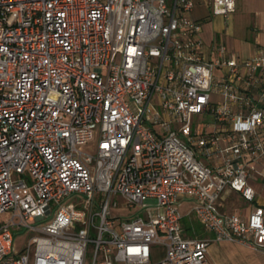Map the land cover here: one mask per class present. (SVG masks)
Here are the masks:
<instances>
[{
    "label": "built area",
    "instance_id": "2783aa9c",
    "mask_svg": "<svg viewBox=\"0 0 264 264\" xmlns=\"http://www.w3.org/2000/svg\"><path fill=\"white\" fill-rule=\"evenodd\" d=\"M195 4L0 0V264H210L213 242L264 254L250 184L264 187V45L206 43Z\"/></svg>",
    "mask_w": 264,
    "mask_h": 264
},
{
    "label": "rangeland",
    "instance_id": "374dc122",
    "mask_svg": "<svg viewBox=\"0 0 264 264\" xmlns=\"http://www.w3.org/2000/svg\"><path fill=\"white\" fill-rule=\"evenodd\" d=\"M196 4L192 11V16L197 19L206 20L202 25V37L206 43L211 41H222L230 51H234L240 56L250 55L255 47V35L264 37V0H236L235 10L228 14L227 19L223 15H212L208 1L195 0ZM264 40V38H262ZM257 43V42H256ZM264 45V42L260 43ZM97 134L95 137L79 145V149L88 154H95L97 150ZM250 184L257 190V199L264 201V187L260 182L250 181ZM235 205L232 210L239 214L247 215L250 211L251 203L246 202L236 196ZM7 215L3 213L0 219L5 220ZM191 221H194L191 218ZM195 222H197L195 220ZM201 226V225H200ZM201 228H203L201 226ZM204 230V228H203ZM205 231V230H204ZM22 237L29 236V232H23ZM228 251V250H227ZM235 256L225 255L222 259L224 264H264V254L251 250L250 248L234 243L231 250ZM222 255L220 245L212 243L209 248V258L212 263L219 261Z\"/></svg>",
    "mask_w": 264,
    "mask_h": 264
},
{
    "label": "crops",
    "instance_id": "0c3cea01",
    "mask_svg": "<svg viewBox=\"0 0 264 264\" xmlns=\"http://www.w3.org/2000/svg\"><path fill=\"white\" fill-rule=\"evenodd\" d=\"M225 18V17H224ZM225 19H227V18H225ZM206 20H204V22H205ZM262 38H264V37H262L261 35H259V34H257V35H255V46H256V44L257 43H262V42H264V40H262ZM257 42V43H256ZM255 48V47H254ZM254 51V50H253ZM206 232V235L205 236H209L210 234L207 232V231H205ZM214 243V242H213ZM216 243H218L219 245H220V248H221V251H222V255H221V257H220V259H219V261L218 262H216V263H212L211 262V260H210V256H209V248H210V245L212 244H210L209 245V247H208V252H207V258H208V261H209V263L210 264H224L223 263V261H222V259L224 258V256L225 255H228V257H232V256H235V254L231 251L232 250V248H233V244L234 243H229V242H216ZM228 250V251H227Z\"/></svg>",
    "mask_w": 264,
    "mask_h": 264
},
{
    "label": "trees",
    "instance_id": "16d2710c",
    "mask_svg": "<svg viewBox=\"0 0 264 264\" xmlns=\"http://www.w3.org/2000/svg\"><path fill=\"white\" fill-rule=\"evenodd\" d=\"M183 225L185 226L187 233L189 235H198L200 237H203L206 235V232L201 228L200 224L198 222L188 220L187 218H183ZM192 229L195 231L193 232Z\"/></svg>",
    "mask_w": 264,
    "mask_h": 264
},
{
    "label": "water",
    "instance_id": "95a60500",
    "mask_svg": "<svg viewBox=\"0 0 264 264\" xmlns=\"http://www.w3.org/2000/svg\"><path fill=\"white\" fill-rule=\"evenodd\" d=\"M230 192V190L228 189V190H226V192L224 193V195L223 196H225L227 193H229Z\"/></svg>",
    "mask_w": 264,
    "mask_h": 264
}]
</instances>
